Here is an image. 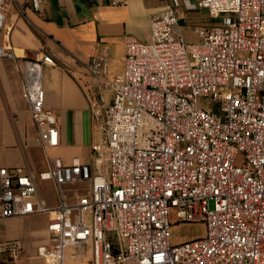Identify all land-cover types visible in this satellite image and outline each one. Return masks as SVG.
<instances>
[{"label":"built area","instance_id":"2783aa9c","mask_svg":"<svg viewBox=\"0 0 264 264\" xmlns=\"http://www.w3.org/2000/svg\"><path fill=\"white\" fill-rule=\"evenodd\" d=\"M11 1L0 0V11ZM198 6L221 19L198 29L200 43L185 40L171 6L152 18L150 42L128 43L121 77L108 79L105 48L91 59L89 71L113 99L91 162L54 158L39 174L54 183L56 206L32 172L0 167V218L50 216L49 243L32 264H67L88 246L87 264H264V0ZM0 58L19 56L0 47ZM46 66L56 61L42 52L22 68V97L44 149L60 143L45 107ZM104 102L100 94L94 112ZM82 183L71 200L64 187ZM172 214L203 223L205 234L174 242ZM68 247L77 254L66 255ZM23 249L20 239L0 241V264H19Z\"/></svg>","mask_w":264,"mask_h":264},{"label":"crops","instance_id":"0c3cea01","mask_svg":"<svg viewBox=\"0 0 264 264\" xmlns=\"http://www.w3.org/2000/svg\"><path fill=\"white\" fill-rule=\"evenodd\" d=\"M199 1L127 0L113 5L112 0H38L37 7L33 0H12L0 11V47L13 48L19 59L0 58V167L32 172L40 194V186L45 191L41 197L50 207L56 206L54 183L41 181L39 174L50 168L54 158L65 164L75 159L91 162L92 144L100 138L99 123L113 99L89 71L91 59L105 48L108 79L121 77L128 43L150 42L152 18L171 6L178 10L185 40L200 43L198 29L218 25L221 19L210 17ZM42 52L56 61V66L44 68L43 85L45 107L57 117L60 143L47 149L38 143L37 127L22 97L24 59ZM100 94L105 102L98 114L93 105L99 103ZM64 188L67 193L69 188ZM49 219L48 214L0 218V241L20 239L24 244L19 264H32L38 247L49 243Z\"/></svg>","mask_w":264,"mask_h":264},{"label":"rangeland","instance_id":"374dc122","mask_svg":"<svg viewBox=\"0 0 264 264\" xmlns=\"http://www.w3.org/2000/svg\"><path fill=\"white\" fill-rule=\"evenodd\" d=\"M65 187L69 188L67 194L70 197H75L79 190H83L86 187V184H68ZM40 191L43 197L45 196L44 189L40 186ZM45 217V216H43ZM86 220L89 221V216H86ZM172 225V239L174 242H184L188 240H193L199 237H202L205 234V225L203 223H177V219L174 214L171 215ZM66 255H76L77 250L75 247H68L65 250ZM92 253V247L88 246L87 251L85 252L84 258H75L72 261L68 258L67 264H87L89 256Z\"/></svg>","mask_w":264,"mask_h":264}]
</instances>
